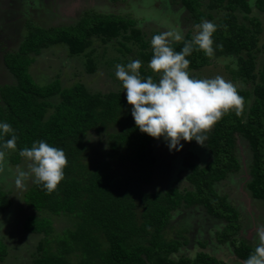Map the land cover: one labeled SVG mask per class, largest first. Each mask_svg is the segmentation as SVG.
<instances>
[{"label":"trees","instance_id":"16d2710c","mask_svg":"<svg viewBox=\"0 0 264 264\" xmlns=\"http://www.w3.org/2000/svg\"><path fill=\"white\" fill-rule=\"evenodd\" d=\"M177 1L195 24L210 16L200 9L201 0ZM254 3L264 10V0ZM204 6L221 13L219 19L211 21L217 26L212 37L214 56H235V67L230 73L233 77L253 81L259 20L254 16H243L247 24L237 20L236 9L249 12L245 0H205ZM117 36L136 41L141 49L147 46L130 19L92 12L65 26H32L16 51L2 56V63L13 82L0 86V122L9 123L17 136V149L8 154L9 162L17 163L21 158L19 151L39 140L62 148L68 159L64 179L55 191L48 193L42 185L34 183L22 194L23 202L38 213L23 220L22 230L42 234L43 238L37 245L40 254L30 264H224L201 251L193 258L169 257L182 242L179 236L165 238L163 231L170 223L172 212L179 207L186 210L194 207L207 213L215 222L223 221L222 228L213 232L216 241L228 243L237 258L246 260L254 247L246 239L234 236L239 228L238 212L225 196L216 192L214 183L238 170L235 140L240 136L250 152L246 188L252 198L264 200V84L255 83L251 92L237 88L244 98L243 111L239 116L235 111L225 114L206 133L205 148L210 160L202 166L188 164L185 180L190 188L142 191L141 185L150 179L151 144L155 138L142 133L135 125L126 94L120 90L91 93L81 83L62 88L57 80L39 86L27 71L33 61L31 55L53 44H63L69 55L85 53L86 65L90 66L91 38L98 37L105 42ZM184 38L191 39V35L186 33ZM217 45L222 47L217 48ZM171 46L180 51L183 41L173 42ZM152 55V47L140 51L142 62H149ZM186 58L190 60L188 71L200 69L210 60L202 51L196 50ZM140 72L144 78L150 75L143 66ZM259 76L264 79V65ZM53 96L57 101L52 104L49 99ZM124 109L120 128L109 134L106 146L110 152L121 153L119 163H129L132 173L121 177L109 172L105 162H98L87 172L84 182L76 178L72 174L73 161L80 149L81 135L104 122H115ZM9 138L11 134L0 135V142ZM122 150L127 151L124 158ZM9 205L10 201L0 187V212ZM137 207L140 208L138 215ZM46 212L72 214L77 219L73 228L66 229L62 236L53 240L55 252H47L41 245L44 240L49 243L46 237L51 231L49 220L42 215ZM71 252L79 255L75 262L65 257ZM4 254L5 246L0 241V259Z\"/></svg>","mask_w":264,"mask_h":264},{"label":"rangeland","instance_id":"374dc122","mask_svg":"<svg viewBox=\"0 0 264 264\" xmlns=\"http://www.w3.org/2000/svg\"><path fill=\"white\" fill-rule=\"evenodd\" d=\"M245 1L249 6V12L246 14L236 9L237 20L247 24L243 16H254L260 23L256 43L258 52L254 55L255 79L245 81L233 77L230 73V69L234 68L236 63V57L233 55L213 56L207 65L189 71L190 74L197 78H212L219 75L233 82L237 88L249 92L252 91L255 83L264 84V79L259 76L264 65V10L257 8L255 0ZM204 5L205 0H201L200 9L210 16H206L203 20L216 21L220 18L219 11L207 10ZM92 12L111 13L130 19L132 26L139 30L142 41L147 44L146 48L141 49L136 41L123 39L120 36L105 42L100 41L98 37H92L89 46L91 62L90 66H87L85 53L69 55L63 44L49 45L41 48L38 54L31 55L33 61L27 67L29 75L37 85L41 86L57 80L62 88L81 83L91 93L120 90L126 94L121 81L115 76V66L117 64L126 66L133 60L141 61L140 51H148L151 48L150 41L154 35L177 28L182 31L183 36L189 33L192 37L195 25L177 0H0V86L13 82L11 74L2 63V56L16 51L29 28L73 24L84 14ZM142 66L154 80H158V75L148 68V62L143 61ZM87 67L91 70L89 71ZM49 100L52 104L57 101L55 96ZM249 102L250 98L247 104ZM47 112H50V109ZM124 113L125 109L120 111L115 122H104L81 135L78 141L80 149L73 161L72 174L76 178L84 182L87 172L98 162H105L109 172L121 177L132 173L129 163H119L118 155L121 153L110 152L106 146L109 134L119 130ZM181 143L183 144L181 150L169 151L167 142L163 138L153 140L150 179L146 184L141 185L142 191L153 192L171 187L178 190L190 188L185 180L188 164L202 166L210 160V154L205 145H199L194 139L191 142L181 141ZM10 152L12 151L8 150L5 159L0 162L2 169L0 187L10 201V205L0 212V241L5 246V254L0 259V264H30L40 254L37 245L43 239L42 234L26 233L21 227L28 215L38 214L22 200V194L34 183L31 180L26 181V190L16 188L15 169L17 165L26 168V164L22 157L17 163H10L8 160ZM126 154L127 151L122 150L123 158ZM235 156L238 170L227 173L224 179L214 183V188L219 195L225 196L227 202L238 212L239 228L234 235L236 239L244 238L255 247L258 242L255 229L264 226V200L253 199L246 188V182L249 180L250 152L247 143L240 136H236ZM193 209L186 210L179 207L172 212L170 223L163 231V236L168 239L179 236L182 243L175 252L169 254V257L193 258L201 251L223 260L224 264H242L244 260L233 255L228 243H218L215 240L213 232L219 231L224 222L221 220L215 222L207 213ZM139 211L140 208L137 207V215ZM42 215L49 220L51 231L46 237L49 243L44 240L41 245L47 252H55L56 246L53 240L62 236L66 229L73 228L77 219L72 214L54 215L46 212ZM99 238L104 242L101 236ZM65 257L70 262H75L79 255L71 252Z\"/></svg>","mask_w":264,"mask_h":264},{"label":"clouds","instance_id":"9594fccd","mask_svg":"<svg viewBox=\"0 0 264 264\" xmlns=\"http://www.w3.org/2000/svg\"><path fill=\"white\" fill-rule=\"evenodd\" d=\"M217 26L202 20L193 26L191 39L185 40L181 30L156 34L150 44L153 55L148 68L158 75L141 76L142 62L133 60L126 66L117 64L115 76L126 90V100L131 105V115L142 133L167 142L169 151L183 148L181 141L193 139L201 146L207 140L206 133L231 111L239 116L244 107V98L237 86L222 76L197 78L188 71L190 56L194 50L202 51L207 57L215 55L213 34ZM183 41L180 51L171 46ZM217 48L222 47L217 45ZM11 138L0 142V162L8 150L16 151L17 136L9 123L0 122V135ZM26 168L17 165L14 183L17 189L26 190V181L31 180L51 193L64 179L68 165L62 148L54 147L44 140L34 142L31 147L19 151ZM2 170V169H0ZM257 243L242 264H264V226L255 229Z\"/></svg>","mask_w":264,"mask_h":264},{"label":"flooded vegetation","instance_id":"af4514ba","mask_svg":"<svg viewBox=\"0 0 264 264\" xmlns=\"http://www.w3.org/2000/svg\"><path fill=\"white\" fill-rule=\"evenodd\" d=\"M254 199V198H253ZM259 200V199H258ZM216 240V239H215ZM217 242V241H216ZM210 255V254H209ZM234 255V254H233ZM239 259V258H238ZM221 261H223V260H221ZM224 262V261H223Z\"/></svg>","mask_w":264,"mask_h":264}]
</instances>
